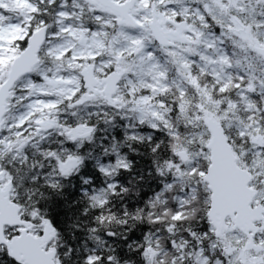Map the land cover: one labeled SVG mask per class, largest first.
Wrapping results in <instances>:
<instances>
[{"label":"snow or ice","instance_id":"1","mask_svg":"<svg viewBox=\"0 0 264 264\" xmlns=\"http://www.w3.org/2000/svg\"><path fill=\"white\" fill-rule=\"evenodd\" d=\"M0 264H264V0H0Z\"/></svg>","mask_w":264,"mask_h":264}]
</instances>
